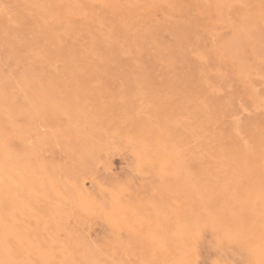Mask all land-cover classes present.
<instances>
[{"label":"bare ground","instance_id":"obj_1","mask_svg":"<svg viewBox=\"0 0 264 264\" xmlns=\"http://www.w3.org/2000/svg\"><path fill=\"white\" fill-rule=\"evenodd\" d=\"M229 27L231 34L218 33ZM0 56V264H199L196 248L207 231L221 250L212 264H264V122L243 125L236 118L226 131L218 125L237 100L228 92L231 80L250 101L259 100L257 87L244 81L264 71V0H0ZM118 67L129 72L108 71ZM156 67L166 70L160 75L167 91L149 96L169 103L158 119L146 106L132 115L139 106L120 89L104 95H117L121 109L91 107L106 97L90 98L82 82L88 76L100 83ZM147 73L153 76L141 75ZM185 100L188 109L181 107ZM184 118L187 134L174 126ZM121 130V145L134 152L136 167L150 172L158 165V185L176 202L156 222L154 196L145 200L130 183L97 182L96 193L84 187V169L98 163L101 143ZM181 137L192 139L195 163L194 194L187 199L180 192ZM55 145L67 161L44 157ZM74 212L102 216L110 225L98 222L112 226L114 236L87 242V230L82 236L63 226Z\"/></svg>","mask_w":264,"mask_h":264},{"label":"rangeland","instance_id":"obj_2","mask_svg":"<svg viewBox=\"0 0 264 264\" xmlns=\"http://www.w3.org/2000/svg\"><path fill=\"white\" fill-rule=\"evenodd\" d=\"M160 12L161 11H158L159 15H157L158 21H162V17H161L162 14ZM173 18L174 17H171L172 21L179 22V20H178L177 17L174 18V19ZM229 28H228V30L227 29H220L218 31V33H223L225 31V33L231 34L232 27H229ZM200 29H201V27H200ZM221 31H223V32H221ZM166 32H168V33H166ZM166 32L165 31L163 32L164 35H165V36L163 35V38H164L165 41H169V40L172 39V35H171V33L168 30H166ZM170 35H171V38H170ZM214 38H216V37H214ZM0 62H1V56H0ZM262 62H264V56L262 57ZM88 70L89 69H86V71H88ZM123 70H125V69L124 68H120V67L108 69L109 72H122ZM104 71H106V69ZM125 71H127V70H125ZM164 71H166V70L165 69H162V68H158V67H156L155 69L154 68H150V69H148V68H136L135 74H131L130 76H127V75H123L122 74V75H120L118 77V80L115 77L111 76V75H109L108 77L105 78V80H108L109 77H110V80L111 79L112 80L116 79L114 83L108 82V83L104 84L105 83V80L103 81L104 83L103 82H100V83L93 82V81H91L89 79L91 77H89V76L87 77V75L85 76V77H87L86 80L85 81H82V82L87 83L88 91H89V93H91L89 95L90 98L102 97V96H105L106 97V98H101L104 105L101 102H100V104H98V106H96L95 104L91 105V107H93V106L99 107L100 110H96V111L103 112V110L105 108H109L110 106L113 107V105H114V107L117 106V105H119L120 106L119 108L121 109V107L123 105L122 104L123 101L121 99H119L117 97V95L110 96V97L104 95V92H107V90L108 91L114 90L116 92V91H118L120 89L118 92H120V93H122L124 95L133 94L130 97L131 102L132 103H136L139 106L138 109H135L134 111H132V115L135 116V114H136V116L139 117L140 114H139V112L137 110H145L143 107L146 106L145 108L147 109V111L148 110L150 111V114H151L150 117H152V118L154 117V120H155V118L158 119L159 117H161V115H163L166 112V108L165 107L167 105H169V103H166L167 101L165 102L164 100H163L164 102L162 100L161 101L160 100H157V101L151 100V98H150L149 95H151L150 93H152V92H149V91H154V93H155V91H158V93H159V91H160V93H166L167 90H166L165 86L163 85V83L166 82V79L167 78H166L165 75H160ZM98 72H102V70L101 71H98ZM127 72H129V70ZM144 72H152V75L153 76L151 78H148V73H147V76L141 75ZM139 73H140V75H137ZM262 73L263 74L258 75L256 77L253 76L252 78L251 77L250 78H246V80L244 81V87H246V85L248 87L250 85H252L253 87H257V89H256V91H257L256 95H257V98L259 100L256 99L255 102L250 101L245 96V94L242 91L240 92V90L242 89V87H241V84L239 82H236L235 80H231L232 83H231V86L228 89V92H230V93H236V97H237L236 102L237 103L239 102V103L237 104L235 102L232 105L233 106V109H234L233 110V113H229V115L227 114L226 116H224L223 118H221V120H220V122H219L218 125L220 127H222L223 129H225V131L228 129L229 125L232 122H235V119L236 118H237L236 121L237 122L240 121V124H243V125L245 123H247V121H250V120H253V119H255L258 122H264V118H263L264 117V110H262V109H264V103L263 104L262 103H259V105H258V102H257V101H260V100H263L261 102H264V79H263L264 78V71ZM161 79H163L162 82L160 81ZM184 85H185V81H184ZM260 86H261V88H258ZM98 87H100V88L97 89ZM135 89L138 90V91L142 90L141 92H143V93L142 94H136L137 92H134ZM146 97L148 98V100L145 101L144 99ZM110 99H112V100H110ZM165 103H166V105H165ZM253 104L254 105L257 104V106L256 105L254 106ZM235 105H237V106H235ZM190 106H192V104H189L186 100H185V102H181V107L182 108L188 109V108H190ZM239 107H242V108H239ZM246 107H247V109H246ZM257 107H261L262 109L261 108L257 109ZM251 108L254 109V110H252ZM240 109H243L244 111L243 110L240 111ZM249 109H251V110H249ZM135 111H136V113H135ZM247 111H249L248 112V115L249 116H247V114H246ZM243 113H245V114H243ZM96 114H94V117H96ZM230 114H231V116H230ZM238 116L241 117V118H239ZM230 117L233 118V119L231 120ZM185 118L183 119V121H185V122L181 123V125H179V123L177 121H175L177 123L174 124V126L177 129H181V133L182 134H187V131L186 130H187V126H188V124H187L188 121ZM116 119L118 121L119 126H125L124 129L129 130V129H127V128H129V122L126 120L125 117L117 116L116 115ZM122 120H124V122ZM119 121H121V122L119 123ZM123 124H125V125H123ZM54 127L55 128H58L57 126H54ZM67 128L68 127H66L65 130ZM43 129L45 130L46 128H43ZM126 130H121L120 133H118V135H116L114 137L112 136V137L108 138L107 141H103V143H101V148L99 150L100 153H99V151L97 152V154H99L100 157H98L99 156L98 155L97 157L95 156L96 159H95V157L93 159V160H96L94 162H97L98 161V163H93V161H92L91 163L88 164L89 167H90V169H89V167L86 166V168L83 171L82 178H83V182L85 181L84 182V187H85V189L88 192H90V193H96V191H97V182L103 181L102 183L107 184L108 186L120 185V184H123V183H130L131 188L133 189V191L138 192V194L139 193L142 194L143 198H145V197L147 198L148 197L150 199L149 200L147 198L148 201L154 202L153 201V199H154L156 201L154 203H156V204L158 203L156 210H154L157 214L155 213L153 215L152 219H151L152 222H156L157 216L158 215H161L162 217L165 218V214L164 213H165L166 210H168L167 207L168 206H171V205H174L176 202L175 201H174V203L171 202L172 199L171 198L168 199V195H165L164 187L162 186V188H160L161 185H158V184H160V181H161V180H159V179H161V177H160V173L158 172V170H159L158 169V165H154L153 170H151L150 172L142 171V170H140L139 168L136 167V156H135L134 152H132L129 148H127L125 146L123 148V146L121 145V142L123 140L122 138L124 136L123 133ZM168 137H163V138L164 139H167ZM171 137H175V139H177V140H178V138H180L179 136L176 135V133L171 134ZM112 139H114V140L112 141ZM186 140H187V143H186ZM191 141H192V139L189 140V139H186V137H183V138L181 137V139H180L181 148L178 149V150H180V152L183 151V152H181V155L183 156V160L181 161L182 165H180L181 171H179L180 172L179 178L181 180V190H180V192H181V194L184 197V198L182 197L183 199H187V197H190L191 194H194L195 185L193 186V184L196 183V181H195L196 178H194L196 176V174H195V163H194V160L190 156V153L193 152L192 149L190 151V142ZM104 143H105V145H104ZM182 143H183V146H182ZM186 145H188V146H186ZM112 146H114V147H112ZM120 146H122V147H120ZM102 147H103V149H102ZM105 147H107V148L105 149ZM53 149H55V150H53ZM188 151H190V153ZM61 152H63V151H62L60 145H57V146L55 145L53 147H48V148H46L44 150V157L48 161H51L53 159L55 162L58 161V162H62L63 163V161L65 162L68 159H67L65 153L64 152L61 153ZM46 154H49V155H46ZM188 154H189V156H188ZM60 155H63V156H60ZM106 155H107V157H106ZM98 158H101L102 160L101 159H98ZM93 170H94V172H93ZM106 170H108V171H106ZM187 170H188V172H187ZM131 173H133V174H131ZM191 174H193V175H191ZM122 175H124V177L126 179L123 178ZM157 175H159V176H157ZM131 176H134V177H131ZM137 177H140V179L137 178ZM149 177H151V179ZM119 178H122V179H119ZM147 178H148V181L146 180ZM153 178L156 179V180H153ZM136 179L137 180L139 179L137 181L139 183L136 182ZM123 180L125 182H122ZM126 180H128L129 182L128 181L126 182ZM150 180L153 183H151ZM156 182H158L156 184V186L158 185L159 187L157 186V187L154 188ZM146 183H147V185H146ZM140 187H141V190H140ZM149 187L152 188L153 192L156 191V188H157V191L158 192L156 191V192H154L155 193L154 194L152 192L151 188H149ZM146 188H148L147 191H146ZM159 188L161 190H159ZM137 189H139V190H137ZM162 189H163V191H162ZM163 192H164V194H163ZM156 193H157L158 196L156 195ZM148 195H150V197ZM160 195H162V197ZM151 196H154V197H152L153 199L151 198ZM140 197L141 196H139L138 198H140ZM146 198H145V200H146ZM161 203H164V204H161ZM160 205H164V207H166L167 209L166 208H163ZM38 208H39V206H38ZM159 209H161V210H159ZM157 210H159V211L157 212ZM162 210H163V212L161 214V211ZM42 211H43V209L41 208V212ZM74 213L71 214L70 217H68L70 219H66L67 217L66 218H63L64 220H66V221H63V226L66 225L65 227H67L68 229H71V228L72 229H75L77 231L76 233H79L82 236L84 234V232L82 230H84V231L87 230V232L84 234V237L86 238L87 242L92 243L93 245H97L100 242H101L100 244H103L104 242L111 240V239H109L110 237L112 238L114 236V235L113 236L112 235L110 236V234H114V229L111 228L112 226L111 227L110 226L108 227V225H110V223L108 222L109 223L108 224L106 219H102L103 218L102 216H99V215H92L91 216L90 214H86L84 212H82V213L80 212L81 214L78 213V212H76L75 214ZM168 213H170L169 214L170 221L173 222L175 220V213H173L171 211L168 212ZM77 214H79V215H77ZM49 215H47L48 219L51 218V215L50 216ZM27 216H24V218H23V221H25V223L28 220V217ZM74 216H76V217H74ZM80 216H82V217H80ZM93 217H94V219H93ZM25 218H26V220H25ZM73 218L75 219V221H74ZM99 218L101 219V221L99 220ZM154 218H156V219L154 220ZM67 220H68L69 223L67 222ZM80 220L83 221V224L84 225H87V226H84L82 223H80L81 222ZM89 220H91V222ZM77 221H78V224L80 223V225L82 224L84 226V229H83L82 225L81 226L80 225L76 226L77 225L76 224ZM92 221L93 222L96 221L95 222L96 224L95 223H94L95 225L92 224L93 223ZM98 221H100L101 223L106 222L105 225L106 224H108V225L105 226L104 224H102V225H104V226H102L101 223H99ZM70 222L71 223L74 222V223L71 224ZM88 223H90L91 225L88 224ZM92 225H93V227H92ZM76 227H80V229L82 227L81 231H79L80 229L79 228H76ZM89 227H92V228L89 229ZM67 228L65 229L63 227V229H65V230H63L62 232H64V231L66 232L68 230ZM110 228L113 229V231L110 230ZM109 230L111 232H113V233H111ZM62 232H60V234H59L60 239L61 238L64 239L63 237L66 236L65 235L66 233L64 232L62 234ZM206 233H207V236L208 237L206 236ZM206 233L203 234V235H205V237L202 236V238L200 239V241H199V243L197 245V248H196V254H197L196 256H197V260H198V263L199 264H210V263L212 264V262L214 263V261L218 258L216 256H218V255L221 254L220 247L217 246V242H216L215 238L208 231ZM60 235H62V237ZM121 236H122L123 239H128V237H129V231L127 232V230L122 229L121 230ZM89 238H90V241L88 240ZM104 239H106V240H104ZM211 246L213 247L214 250H212V247ZM132 258L134 259L133 256H132ZM240 258H241L240 256L235 257L234 262L235 263H238L240 261ZM238 259H239V261H237Z\"/></svg>","mask_w":264,"mask_h":264}]
</instances>
